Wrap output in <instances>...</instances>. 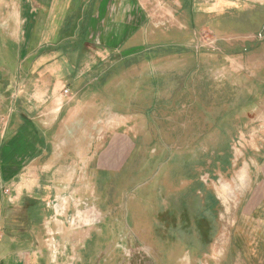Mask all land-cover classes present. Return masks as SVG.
<instances>
[{
	"label": "rangeland",
	"instance_id": "rangeland-1",
	"mask_svg": "<svg viewBox=\"0 0 264 264\" xmlns=\"http://www.w3.org/2000/svg\"><path fill=\"white\" fill-rule=\"evenodd\" d=\"M23 1L0 0V20L12 18L13 4L22 23ZM30 1L39 14L49 5ZM227 2L189 17L188 41L169 36L171 19L151 20L143 52L121 53L129 58L77 91L83 127H67L75 182L61 197L73 212L65 227L80 234H46L48 264H175V256L179 264H211L231 245L235 216L258 195L264 174V0ZM84 5L88 14L92 5ZM68 23L62 39L74 36ZM162 37L190 46L157 51L151 61L147 45ZM203 247L205 258L185 255Z\"/></svg>",
	"mask_w": 264,
	"mask_h": 264
},
{
	"label": "crops",
	"instance_id": "crops-1",
	"mask_svg": "<svg viewBox=\"0 0 264 264\" xmlns=\"http://www.w3.org/2000/svg\"><path fill=\"white\" fill-rule=\"evenodd\" d=\"M52 1L41 7L40 14L30 0L19 3L29 15L22 23L18 8L10 4L12 18L6 24L0 20V116H7L0 130V264H48L46 234L54 232L58 239H71L75 233L79 237L80 231L73 234L71 227H65L73 212L62 207L61 197L63 186L70 188L75 182L70 173L76 166L75 149L67 127L73 123L83 127L77 91L90 83L88 79L95 80L113 68L118 58H129H122L121 53L136 56L143 52V34L148 27L156 28L151 20L171 19L169 36L182 34L188 41L186 30L194 27L191 17L216 13L230 0L212 4L213 0H83L92 5L88 14L82 0ZM72 8H82L79 13L88 18L76 17ZM67 23H75L74 36L62 39V26ZM168 37L147 45L151 61L157 51L172 55L190 46L183 44V38L168 43ZM85 123L89 125L87 117ZM261 176L260 192L245 199L243 211L235 216L231 245L211 264H264ZM204 248L203 253L186 251L185 255L191 253L192 260L205 258L210 249ZM174 258L179 264L178 256Z\"/></svg>",
	"mask_w": 264,
	"mask_h": 264
},
{
	"label": "built area",
	"instance_id": "built-area-1",
	"mask_svg": "<svg viewBox=\"0 0 264 264\" xmlns=\"http://www.w3.org/2000/svg\"><path fill=\"white\" fill-rule=\"evenodd\" d=\"M63 93L68 94L67 91H64ZM6 120H7V116H0V130L2 126L6 125ZM4 192L8 193V190H5Z\"/></svg>",
	"mask_w": 264,
	"mask_h": 264
},
{
	"label": "trees",
	"instance_id": "trees-1",
	"mask_svg": "<svg viewBox=\"0 0 264 264\" xmlns=\"http://www.w3.org/2000/svg\"><path fill=\"white\" fill-rule=\"evenodd\" d=\"M179 101H181V100H179Z\"/></svg>",
	"mask_w": 264,
	"mask_h": 264
}]
</instances>
